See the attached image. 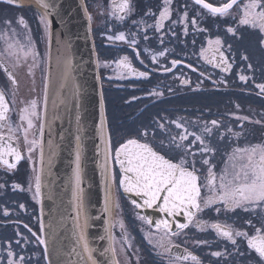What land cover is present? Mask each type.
<instances>
[{
	"label": "flooded vegetation",
	"instance_id": "obj_1",
	"mask_svg": "<svg viewBox=\"0 0 264 264\" xmlns=\"http://www.w3.org/2000/svg\"><path fill=\"white\" fill-rule=\"evenodd\" d=\"M85 1L93 24L114 155L121 143L132 138L150 143L161 151L157 141L167 143L170 136L178 138L184 134V129L178 128L173 121L182 123L188 132L197 135L202 134L205 124L212 128L204 139L206 145L216 150L214 155L206 156L216 165L217 172L223 168L227 154L233 149L264 143V95L257 87L264 83V44L260 43L264 33L250 25H239L240 13L236 5L227 16H223L211 13L197 5L195 0H172L170 18L164 21L162 29H157L155 25L164 6L163 0H130L133 11L123 21L111 14L112 0ZM205 2L220 6L228 0ZM185 11L188 12L187 23L183 20ZM149 12L154 15H147ZM42 16L45 14L35 7L0 0V31H7L11 36V30H14L15 39L24 44L30 39L34 51L39 53L31 73L29 67L34 64L31 55L18 63L3 57L18 81L14 88L0 69V87L9 100V118L13 126L23 124L27 127V121H20L19 114L32 99L38 100L39 118L34 119L35 126L28 133L29 140L38 141H41L39 129L43 122L50 34L48 19L46 17V26ZM193 17L197 22L195 25L190 22ZM21 19L23 23H20ZM7 22H10L11 30ZM228 27L235 28L236 33H228ZM120 32L126 35L124 41L115 39ZM110 36L113 39L109 40ZM216 37L222 40V50L231 64L228 71L224 70L225 65L219 57L209 63L200 55L201 48L208 47V40ZM133 38L137 41L135 47L129 44ZM3 49L4 42L0 40V51ZM160 52H165V55H158ZM153 55H156L155 60ZM125 56L135 73L118 66ZM245 56L247 60L243 58ZM173 60L179 63L174 66ZM217 63L221 66L217 67ZM139 72H147L148 75L141 77ZM240 76L247 77V80L242 81ZM184 80L188 83H183ZM12 91L16 93L14 103ZM239 117L249 119L241 120ZM212 120L218 121L219 127L212 126ZM256 120L262 123H255ZM145 129L149 135L142 138ZM227 129L241 135L233 136ZM3 131L7 132V129ZM16 135L19 143L17 145L14 140L13 144L18 146L22 159L16 161L14 157H8L10 162L16 163L15 169H8L0 163V264H7L9 251L15 252L17 259L23 255L25 264H48L44 246L37 240V237H43L39 198L35 192L40 146H33L29 154L30 145L22 133ZM221 135L223 139H220ZM193 139L189 136L184 143L187 145ZM199 147V142H196L192 150ZM201 159L197 152L198 168L201 167ZM114 167L116 212L113 244L119 264H169V259L184 254L185 248L200 258V264H260L258 255L247 248L243 237H238L236 246H233L211 225L219 223L252 233L254 229L246 221L251 220L252 225L260 227L264 221V209L230 210L219 204L204 208L196 216V220L204 222L203 225L198 228L194 221L188 228L180 230L179 235L171 238L172 243L179 247L165 253L154 242H149L147 234H155L157 230L139 218L144 214L122 193L119 184L121 173L116 162ZM217 207H220L219 213L216 212ZM119 221L124 224L123 230ZM217 251L222 253L220 257L212 255Z\"/></svg>",
	"mask_w": 264,
	"mask_h": 264
},
{
	"label": "snow or ice",
	"instance_id": "obj_2",
	"mask_svg": "<svg viewBox=\"0 0 264 264\" xmlns=\"http://www.w3.org/2000/svg\"><path fill=\"white\" fill-rule=\"evenodd\" d=\"M42 6L47 10L51 7L47 0H40ZM172 0H163V9L159 12V19L156 21V28L162 29L164 27V21L168 20L171 16L172 9L170 7ZM197 5H202L203 8L209 10L213 14H220L227 16L229 10L233 9L236 5L240 13L238 24L250 25L254 29H259L264 33V0H228L226 3H222L220 6H215L212 3H206L205 0H195ZM133 11L130 0H112V12L118 20L123 21L126 16L130 15ZM147 15H154V13H147ZM235 18V17H234ZM41 20L47 26L46 14L41 17ZM183 20L188 22V12L183 13ZM143 23V21H140ZM191 24L195 25L196 19H191ZM9 30H11L10 22ZM20 23H23L21 19ZM136 23V21H133ZM175 23V22H174ZM12 31V35L9 36L7 31H0V40L4 42V49L0 51V69L6 73L7 78L10 81L11 86L14 88L18 83L14 72L10 69V66L6 59L3 57L14 59L17 63L21 59H26L31 55L34 64L29 67V72H32V67L36 66L39 53L35 52L31 41L29 39L27 44L21 43L18 39H15V31ZM187 27H185V33ZM228 33L235 34L236 29L233 27L227 28ZM175 35V33H173ZM147 39V36L144 37ZM109 40L113 37H108ZM116 40L124 41L126 35L124 32H120L115 37ZM137 41L135 38L129 41V44L135 47ZM264 44V39L260 41ZM223 42L220 37H216L215 40H208V47H202L200 55L209 63L216 61L219 57L220 62L225 65V71L231 68V64L228 63L227 57L222 50ZM231 46L229 45V48ZM138 55V53H137ZM158 55L163 56L165 52H160ZM247 60V56L243 57ZM152 59H156V55L152 56ZM179 61L173 60L172 64L175 66ZM123 68L131 69L130 63H128V57L125 56L119 61V65ZM217 67L221 66L217 63ZM191 67V65H189ZM251 67V65H249ZM135 73V69H131ZM71 72V60L64 62V80L67 81ZM139 76L146 77L147 72H139ZM242 81H246L247 77L240 76ZM50 74L46 78L44 84L43 95V108L46 112L48 103V89L50 87ZM183 83H188L184 80ZM262 95H264V83L257 85ZM161 95L162 93H153ZM12 102H15V91L11 92ZM135 99V98H134ZM38 100L32 99L19 114L20 121H27V127L23 124H17L13 126L10 118V104L6 98V93L2 87H0V163H2L8 169H15L16 163L10 162L8 157H14L16 161L22 159V154L18 149V146H14L13 141L16 144L19 143V137L16 133L21 132L24 140L30 145L28 148L29 154L33 151V146L41 147V160H43V147L42 141L36 139L29 140L28 133L34 125V119L39 118L37 111ZM241 120H248V117H239ZM255 123H262L260 120L254 121ZM178 128L184 129V134H181L178 138L170 136L168 142L157 141L158 147L161 151H157L150 143L141 142L140 139H128L124 143H121L115 150L114 159L119 164L120 171L122 173L119 180V184L123 187L125 192L135 193L136 196L142 199V203L137 200H132L131 203L137 208H153L156 207L160 212L165 213L166 218H161L155 222L151 217L140 216L139 218L157 231L156 233L149 232V242H154L155 245L163 250L165 253H171L173 247H179L172 243V237L179 235V231L186 229L190 224L195 221L196 227H201L203 221L196 220L198 213H201L204 208L212 205L219 204L226 209L234 210L236 208H242L244 210L261 208L264 209V143L253 144L243 148H235L231 153L227 154V159L223 162V168L217 172L215 170L216 165L210 162L206 154L215 153V149L205 144L204 136L212 132V128L205 124L201 135L190 133L182 123L173 121ZM211 125L219 127L218 121L212 120ZM163 127V125H160ZM7 129V132L3 131ZM103 131V122H102ZM227 132L233 136L239 137L241 133L232 132L231 129H227ZM39 133L42 136L43 128L39 129ZM149 135L147 129L141 134L142 138ZM192 136L194 139L187 145L184 141L188 140V137ZM224 136L221 135L220 139ZM79 140V138H78ZM199 142L200 147L193 151V146ZM167 153V155L162 154ZM197 152H199L202 159L199 161L201 167H197L198 161L196 160ZM110 154V140H106L104 148L105 162L102 166L106 180L110 181L114 179V175L108 165ZM80 145H77L74 171L75 184L77 189L80 185ZM205 166L206 169H205ZM19 187V185H16ZM203 190V191H202ZM35 192L37 196L41 192L40 177H36ZM111 190L110 187L106 190L105 198V211L110 213L111 205ZM74 199H76V193H74ZM23 207V205H21ZM216 212H220V207L216 208ZM182 215L186 218V222L180 223L177 220V216ZM120 227L123 230L124 224L119 221ZM175 224L177 231L172 230V226ZM247 225H251L254 229L252 233L245 230L233 229L231 226H223L219 223L211 225L217 233L227 240L231 241L233 246L237 244V238L243 237L246 240L247 248L254 251L259 258L260 264H264V221L261 222L260 227L252 225V221H246ZM111 226V225H110ZM41 229L44 228L43 223L40 225ZM33 235H36L33 233ZM153 237L155 240L153 241ZM127 239V237H125ZM40 244L44 245L45 252L48 250V241L43 237H37ZM20 243L19 240L16 241ZM27 243V240H25ZM78 243L82 249V255L84 256L82 264H98L97 260L93 256V249L89 248L86 239L83 234H79ZM201 243V242H197ZM131 244H129V247ZM113 251L114 249H110ZM75 251V249H73ZM238 251V249H237ZM212 255L220 257L221 252H214ZM17 254L13 251L8 252L7 264H25V257L23 255L16 258ZM191 261L192 264H200V258L194 255L188 249H184V254L175 255L174 258L169 259V264H183V262ZM51 264V262H50Z\"/></svg>",
	"mask_w": 264,
	"mask_h": 264
},
{
	"label": "water",
	"instance_id": "obj_3",
	"mask_svg": "<svg viewBox=\"0 0 264 264\" xmlns=\"http://www.w3.org/2000/svg\"><path fill=\"white\" fill-rule=\"evenodd\" d=\"M10 1L39 9L46 14L50 27L47 77L50 74L51 83L47 110L43 112V160L40 147L41 192L38 195L44 225L42 236L48 241L47 262L82 264L86 256L81 254L78 243L82 233L89 248L94 250L98 264H119L115 251L113 254L110 250L114 249L116 160L87 4L85 0H47L51 7L46 10L40 0ZM69 59L71 72L65 81L64 62ZM106 140H110L108 165L114 175L110 181L106 180L102 167ZM78 143L81 155L79 189L74 176ZM116 166L120 171L118 162ZM108 187L111 190L110 213L105 211ZM121 191L131 201L142 203L135 193L125 192L122 186ZM140 211L154 222L166 218L156 207L140 208ZM177 220L186 222L182 215H178Z\"/></svg>",
	"mask_w": 264,
	"mask_h": 264
}]
</instances>
